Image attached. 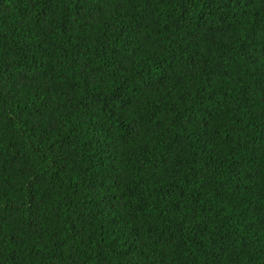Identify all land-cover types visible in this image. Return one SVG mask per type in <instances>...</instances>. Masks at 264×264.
I'll return each mask as SVG.
<instances>
[{
    "label": "trees",
    "instance_id": "16d2710c",
    "mask_svg": "<svg viewBox=\"0 0 264 264\" xmlns=\"http://www.w3.org/2000/svg\"><path fill=\"white\" fill-rule=\"evenodd\" d=\"M0 264H264V0H0Z\"/></svg>",
    "mask_w": 264,
    "mask_h": 264
}]
</instances>
